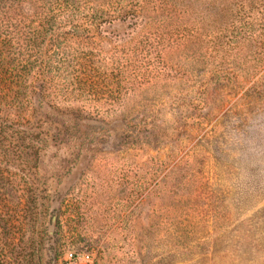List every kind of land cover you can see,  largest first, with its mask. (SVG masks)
<instances>
[{"label":"rangeland","instance_id":"rangeland-1","mask_svg":"<svg viewBox=\"0 0 264 264\" xmlns=\"http://www.w3.org/2000/svg\"><path fill=\"white\" fill-rule=\"evenodd\" d=\"M84 246L264 264V0H0L2 264Z\"/></svg>","mask_w":264,"mask_h":264},{"label":"built area","instance_id":"built-area-1","mask_svg":"<svg viewBox=\"0 0 264 264\" xmlns=\"http://www.w3.org/2000/svg\"><path fill=\"white\" fill-rule=\"evenodd\" d=\"M56 264H103L100 261L98 251L84 246L68 249Z\"/></svg>","mask_w":264,"mask_h":264},{"label":"trees","instance_id":"trees-1","mask_svg":"<svg viewBox=\"0 0 264 264\" xmlns=\"http://www.w3.org/2000/svg\"><path fill=\"white\" fill-rule=\"evenodd\" d=\"M19 132H20V136H21V138L25 139V137H26V135H24L25 133H23V131H19ZM36 142L40 143L41 140L38 138V139H36ZM33 154H34V153H33ZM0 264H2V260H1V258H0Z\"/></svg>","mask_w":264,"mask_h":264},{"label":"clouds","instance_id":"clouds-1","mask_svg":"<svg viewBox=\"0 0 264 264\" xmlns=\"http://www.w3.org/2000/svg\"><path fill=\"white\" fill-rule=\"evenodd\" d=\"M259 121H260V118L258 117V118H257V123H259Z\"/></svg>","mask_w":264,"mask_h":264}]
</instances>
